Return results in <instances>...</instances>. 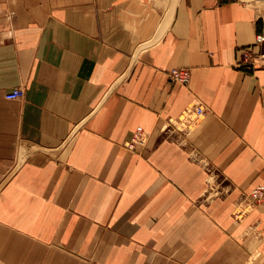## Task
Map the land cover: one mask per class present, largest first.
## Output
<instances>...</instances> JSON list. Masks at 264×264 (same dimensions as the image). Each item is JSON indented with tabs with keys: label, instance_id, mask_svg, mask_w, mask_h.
I'll return each mask as SVG.
<instances>
[{
	"label": "crops",
	"instance_id": "obj_1",
	"mask_svg": "<svg viewBox=\"0 0 264 264\" xmlns=\"http://www.w3.org/2000/svg\"><path fill=\"white\" fill-rule=\"evenodd\" d=\"M257 34L264 0H0V264H264Z\"/></svg>",
	"mask_w": 264,
	"mask_h": 264
},
{
	"label": "built area",
	"instance_id": "obj_2",
	"mask_svg": "<svg viewBox=\"0 0 264 264\" xmlns=\"http://www.w3.org/2000/svg\"><path fill=\"white\" fill-rule=\"evenodd\" d=\"M256 43H264V35H256ZM169 82L186 86L189 82V71L184 68H175L168 72ZM23 97V91L20 88L14 89L5 95L7 100H16ZM190 115L195 117L204 113V109L196 107L189 111ZM147 135L141 127L135 129L131 140L125 144L128 151H135L138 147L143 148L147 142ZM264 203V184H258L252 188L246 196H243L236 209V216L241 215L246 209Z\"/></svg>",
	"mask_w": 264,
	"mask_h": 264
},
{
	"label": "rangeland",
	"instance_id": "obj_3",
	"mask_svg": "<svg viewBox=\"0 0 264 264\" xmlns=\"http://www.w3.org/2000/svg\"><path fill=\"white\" fill-rule=\"evenodd\" d=\"M254 188V187H253ZM249 193V192H248Z\"/></svg>",
	"mask_w": 264,
	"mask_h": 264
}]
</instances>
